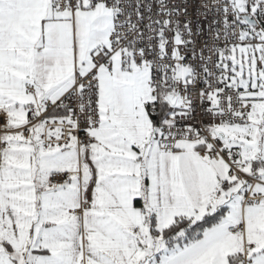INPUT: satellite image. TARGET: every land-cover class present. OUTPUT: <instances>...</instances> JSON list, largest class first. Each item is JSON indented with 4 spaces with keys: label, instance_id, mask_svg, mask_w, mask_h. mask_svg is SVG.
Listing matches in <instances>:
<instances>
[{
    "label": "snow or ice",
    "instance_id": "6c2138e0",
    "mask_svg": "<svg viewBox=\"0 0 264 264\" xmlns=\"http://www.w3.org/2000/svg\"><path fill=\"white\" fill-rule=\"evenodd\" d=\"M0 264H264V0H0Z\"/></svg>",
    "mask_w": 264,
    "mask_h": 264
}]
</instances>
